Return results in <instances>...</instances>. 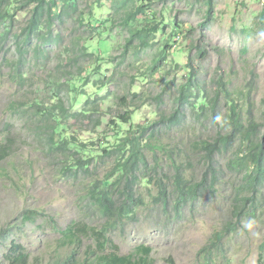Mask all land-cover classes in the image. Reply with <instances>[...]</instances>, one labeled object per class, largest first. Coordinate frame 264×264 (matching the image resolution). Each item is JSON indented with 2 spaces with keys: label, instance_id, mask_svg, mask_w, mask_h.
Here are the masks:
<instances>
[{
  "label": "rangeland",
  "instance_id": "374dc122",
  "mask_svg": "<svg viewBox=\"0 0 264 264\" xmlns=\"http://www.w3.org/2000/svg\"><path fill=\"white\" fill-rule=\"evenodd\" d=\"M22 1L12 0L14 12ZM72 1L79 10H69L64 21L57 23L51 42L46 41V45L43 40H33L24 71L26 80L17 79L13 71L12 65L18 61L14 34L1 45L0 146L10 137L16 148L9 160L0 163V262L6 261L14 244H20L33 258L42 259L33 264H49L51 254L60 246L57 225L65 228L80 221L100 225L101 220L83 195L90 182H103L115 168V157L107 156L104 148L118 146L121 134L131 126L116 131L123 96L130 102L131 93L164 94L162 107L151 100L134 115V127L146 126L160 120L159 112L171 114L179 108L181 90L187 87L193 72L200 96H217L223 78L243 117H248L252 98L255 118L258 122L264 119V30L259 20L263 0H213L209 20L207 0H169L155 4L128 25L124 22L138 8L139 0ZM63 6L61 3L58 13ZM28 19V13H17L12 31H21ZM175 22L179 34L172 38ZM148 24L159 28L151 47L143 49L137 41L125 52L133 31ZM7 29V25H0V32ZM83 45L90 54L104 59L100 63L87 57L88 71L82 76L80 68H70L69 60L78 58ZM199 48L206 51L204 57L198 55ZM163 52L166 60H161ZM252 81L254 87H250ZM59 85L64 86L62 96L73 111H82L91 101L102 116V124L95 130L78 132L76 120H65L56 127L60 144L68 141L73 152L97 158L93 174L81 180L60 176L61 162L40 141L38 126L12 109L14 103L24 102L39 91L48 92L51 96L39 97L51 102L56 93L49 88L58 89ZM220 96L215 115L211 109L208 113L199 111L203 97H192L182 124L164 131L168 132L162 138L168 152H158L159 165L149 153V169L140 174L134 189V196L143 203L136 207L133 218L125 220L124 229L112 235L120 254L126 255L143 244L152 248L156 264H204L201 250L216 233L228 232V224L238 223L234 216L238 207L242 217L237 218V230L228 233L211 264H264V185L257 193L260 205L254 213L249 212V203L239 198L248 197L251 190L242 191L244 175L230 165L235 150L215 155L211 170V163L195 147L224 132L230 106L224 97L228 95L223 92ZM176 167L183 170V177L191 185H201L207 172L211 175L199 194L179 207L173 186ZM159 181L168 193L166 204L160 198ZM29 210L41 214L37 223L25 224L24 215Z\"/></svg>",
  "mask_w": 264,
  "mask_h": 264
},
{
  "label": "trees",
  "instance_id": "16d2710c",
  "mask_svg": "<svg viewBox=\"0 0 264 264\" xmlns=\"http://www.w3.org/2000/svg\"><path fill=\"white\" fill-rule=\"evenodd\" d=\"M166 1L169 0H139L138 8L129 14L124 24L128 25L139 15L147 14V11L155 4ZM206 2L209 7L207 15L209 20L213 11V0H207ZM61 3H64L63 10L58 13L57 9ZM13 6L14 2L12 0H0V25L8 26L5 32H0V49L1 45L11 38V34H14L17 43L16 53L18 61L12 65L13 71L17 79L26 80L24 71L27 65V56L31 53L29 47L33 40H43L48 45L46 41L51 42L55 37L54 28L57 23L64 21L69 10L74 9L77 12L79 6L72 0H23L17 13H28L29 19L26 27L19 32H16L15 29L12 31L14 20L17 16V13L12 10ZM262 6L259 20L264 30V0ZM80 18L84 23L86 18L83 13ZM148 25L147 28L133 31L125 46V52L136 45L137 41H139V46L143 49L151 47L152 40L158 34L159 28L156 24ZM177 26L179 24L175 22L174 32L170 35L172 38L179 34L176 30ZM205 53L204 49H198L200 57H204ZM87 57L100 63L104 59L96 54H90L87 47L83 45V48L80 47L78 58L69 60L70 68L72 70L80 68V74L83 76V73L88 71V68L85 67ZM161 57H163L161 60H166V53L163 52ZM195 78L196 76L192 72L187 87L184 86L182 88L181 96L178 99V102H181L179 108L171 114L164 111L159 112L160 120L153 121L146 126L134 127L132 125L134 115L142 107L148 105L151 100L152 103L162 107L165 101L164 94L142 96L138 93H131L133 99L130 102L128 101V96L121 98L119 106L123 111L116 116L117 121L115 123L118 127L116 131L120 133L124 130V125L131 124V126L121 134L118 146L115 148H104L107 156L115 157L117 161L115 168L105 176V179L102 180L103 182L96 179L90 182L86 187L87 192L83 195L89 204L88 207L92 208L91 210L94 214L98 215L101 223L100 225H93L92 223L80 221L72 223L65 228L57 225V232L61 236L58 240L60 246L51 254L49 264H156V260L152 255V248L143 244L137 245L126 255L120 254L117 246L114 245L112 235L117 230L124 229L125 220L133 218L136 207L143 203L140 197L136 198L134 196V189L139 183L140 174L144 170L149 169V153L153 155L156 166L159 165L158 152H168L167 145L162 139L168 132L165 133L164 131H169L173 127L182 124V118L188 111L187 104L191 103L190 99L192 97L198 99L203 97L204 102L200 105L199 111L208 113L209 109H211L210 113L215 115L221 97L220 94L224 92L228 95L224 96L229 101L230 106L229 118L225 123L224 132L217 133L216 137L210 141H200L195 147L203 154V158H207L209 163H211V170H214L215 155H222L224 152L228 153L229 150H235L233 158L230 159V165L234 170H238L244 175V188L242 191L248 189L250 192L251 190L248 197H244L241 193L244 198L239 199L246 204L249 203V212L252 211L254 213L257 210L260 205L257 193L259 188L264 185V119L258 122L255 118L252 109V98H250L251 104L248 110V117L244 118L242 110L236 104L233 96H229L230 92L223 78L219 80L220 91L217 96H200V89L196 86L197 80ZM254 82H250V87H254ZM63 87V85H59L58 89L49 88V90H53L56 93L51 102H47L46 99L42 100L39 97L51 96L48 92L41 94L39 91L27 96L24 102L14 103L12 109L17 113L19 112L24 120L29 119L38 126L37 135L40 141L45 144L51 156L54 159L56 158L59 163L61 162L60 176L69 180H81L83 177L93 174L92 171L94 169L92 166L97 161V158L92 156L85 157L83 152H73L68 141L60 144L56 138V127L60 126L61 122L65 120H76L79 126L78 132L95 130L102 124V116L100 115V110L91 101L87 102L86 107L82 111H73L62 96ZM195 89L199 90V92ZM253 91L254 88H251V95ZM262 104L264 117V99ZM195 109L196 107L192 110ZM192 110L191 112H193ZM85 123L90 124V126L86 125L85 127ZM15 143L10 137L2 143L0 146V163L9 160L13 155L16 148ZM182 171L180 167L175 168L173 186L174 194L176 193L177 207L199 194L201 187L206 185L208 177H211L207 172L206 178L203 179L201 185H191L186 182ZM157 185L162 203L166 204L167 190L162 181H159ZM234 216L239 223L238 219L242 217V212L238 207L234 209ZM40 217L41 214L39 212L29 210L24 215V222L25 224H35ZM238 223L232 222L228 224V232L216 233L201 250L199 255L203 259L204 264L213 262L214 254L219 250L228 233L237 230ZM26 249L20 244H14L6 261L0 262V264H33L35 260L42 261L39 257L33 258ZM262 251H264V246ZM262 256L263 253H261V261Z\"/></svg>",
  "mask_w": 264,
  "mask_h": 264
}]
</instances>
